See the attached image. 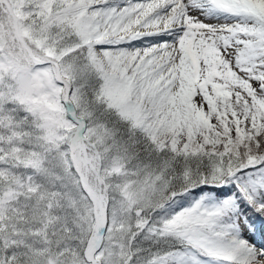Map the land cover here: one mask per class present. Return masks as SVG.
Wrapping results in <instances>:
<instances>
[{
	"label": "snow or ice",
	"instance_id": "snow-or-ice-1",
	"mask_svg": "<svg viewBox=\"0 0 264 264\" xmlns=\"http://www.w3.org/2000/svg\"><path fill=\"white\" fill-rule=\"evenodd\" d=\"M0 264H264V0H0Z\"/></svg>",
	"mask_w": 264,
	"mask_h": 264
}]
</instances>
